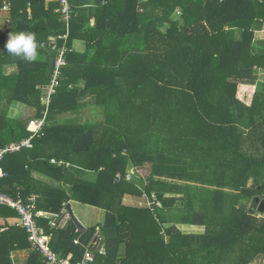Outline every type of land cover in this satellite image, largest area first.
I'll return each mask as SVG.
<instances>
[{
    "label": "trees",
    "instance_id": "trees-1",
    "mask_svg": "<svg viewBox=\"0 0 264 264\" xmlns=\"http://www.w3.org/2000/svg\"><path fill=\"white\" fill-rule=\"evenodd\" d=\"M5 1L11 27L0 33V148L34 132L56 55L39 47L43 60L7 54L9 34L32 32L40 42L65 32L45 0H0V9ZM69 2L67 64L32 147L4 155L0 191L35 194L37 209L50 214L71 200L103 209L104 222L82 233L70 222L51 227L37 218L53 232L52 249L71 252L73 262L85 251L74 239L88 245L99 232L103 249L91 248L89 264H264V214L248 213L252 198L264 197V85L254 86L264 70V38L255 33L264 0ZM74 40L91 52H72ZM13 104L26 108L22 116L10 115ZM87 105L102 117L76 121ZM128 165L149 166L142 185L114 180ZM143 192L151 207L125 203ZM12 218L16 211L0 205V264L27 248L25 264H43ZM178 224L203 231L184 233Z\"/></svg>",
    "mask_w": 264,
    "mask_h": 264
},
{
    "label": "built area",
    "instance_id": "built-area-1",
    "mask_svg": "<svg viewBox=\"0 0 264 264\" xmlns=\"http://www.w3.org/2000/svg\"><path fill=\"white\" fill-rule=\"evenodd\" d=\"M58 7L56 12L60 15L61 21L64 24L65 32L61 36V40L59 41L57 36H54L47 42H42L40 47L44 50L55 51L56 55L54 58V68L52 79L49 85L43 86V98L42 103L45 105V109L42 111V117L32 120L31 125L35 127L34 132L26 137L21 139L20 141L11 142L4 147L0 148V179L6 176V172L4 171L1 161L4 158V155L7 153L19 152L24 148L32 147V139L36 136L40 135V132L44 126L47 109L50 104L51 95L54 92V87L58 84V78L61 75L62 68L66 66V42L70 33V23H71V15L72 8L69 0H57ZM10 4L8 1L4 2L3 8H9ZM50 163L61 165L64 164L61 160H56L55 158L50 159ZM68 166V163H65ZM133 171H129L128 169L124 174L117 172L115 174L114 180L119 181L124 178L125 180H131ZM36 195L31 194L27 198H23L20 194H18L15 198L3 191H0V205H6L17 213V222L23 226L27 232V240L30 244V247L36 250L41 256V261L43 264H89L92 258L91 248L101 247V237L100 234L97 233V236L90 242L88 245L82 244L79 237L74 239L75 245H81L85 249L84 254L80 260L75 262L72 261L73 254L70 252L67 255H60L55 252L50 246V240L53 236V232H45L43 227L38 223L37 218L44 217L48 218L49 225L51 227L64 226L66 224L63 223L65 219L69 218V214L65 211L61 212V214H50L44 212L42 210L37 209L36 205ZM137 205L142 206L146 205L151 207L155 204L154 199H149V197L143 192L141 197L137 199ZM63 223V224H62ZM3 230V228H1ZM78 232V229L75 230Z\"/></svg>",
    "mask_w": 264,
    "mask_h": 264
},
{
    "label": "crops",
    "instance_id": "crops-1",
    "mask_svg": "<svg viewBox=\"0 0 264 264\" xmlns=\"http://www.w3.org/2000/svg\"><path fill=\"white\" fill-rule=\"evenodd\" d=\"M103 2H105V1H103ZM55 3H57V7H58V1L57 0H45L46 8H54V12H56V9H57V7L54 5ZM26 12L28 14V17H31V9H30V5L29 4H27ZM178 12H179V10L177 9L176 12H174V13L177 16H179ZM174 13L172 14L173 17H175ZM10 21H11L10 6H9V8H3L2 7L0 9V33H4L5 31H7L11 27V26L9 27V25H8V24L11 23ZM260 22H262V20L258 19L256 23H260ZM93 24H95V19H94V17H90V25L93 26ZM255 33H256V37L257 38H264V21L262 22L261 29L257 30ZM52 38H50V39H52ZM49 40H47V41H49ZM47 41L44 40V41L37 42L38 47L41 48L40 44L42 42H47ZM66 47H67V45H66ZM71 47H72V52H77L79 54H84V53L85 54H89L91 52V49L89 47H87V44L84 41H81V40H74L71 43ZM41 49H43V48H41ZM93 50H95V49H93ZM101 57H102V55H101V53H99L97 58L100 59ZM37 58L43 60L44 59V55L38 54ZM54 58H55V56H54ZM53 68H54V59H53ZM7 69H8V71H12L13 70L12 66H7ZM261 77H264V70L263 69H258L257 70V81ZM256 84L257 83H255V85H254L255 87H256ZM10 109L14 110L13 114L11 113V110H10V115L11 116H22L23 113H24V108L20 104L19 105L18 104H13V106ZM130 166L131 165H128V168H127L129 171H131ZM131 167L134 168L135 170H138V168L139 169L143 168V167H137L136 168V167H133V166H131ZM145 167L149 168L148 165H145ZM34 175H35V178H37L41 182H44V183H47V184H50V185H59V183L57 181H55V180L51 179L50 177H47V176H45L43 174L34 173ZM91 176H93V175H91ZM145 176H142L141 174L140 175L138 174V176H133L132 179H134V181H136V179H139V177H141L142 180L144 181ZM133 198H134L133 196H126L125 199L128 201V200H131ZM137 199L138 198L135 197L134 201L137 200ZM67 204L70 206L71 212L74 215V217L83 226L84 229H83L82 232H85L86 229L89 228V227H92V226H95L97 224H100V223L104 222L105 211L103 209L97 208V207L92 206V205L83 204V203H80V202H77V201H73V200L69 201ZM64 211L69 214V212L66 209V207H65ZM14 222H17V218L9 219V224L14 223ZM65 222L66 223L70 222V223L74 224V222L72 221L70 216H69L68 219H65L63 221V223H65ZM177 226L184 233H199V232L203 231V227L196 226V225L178 224ZM76 229H78V231H79V228L76 227ZM31 251L32 250L30 248L18 249V250L12 251L11 252V259H12L13 264H25L27 262L28 258H29V255H30Z\"/></svg>",
    "mask_w": 264,
    "mask_h": 264
},
{
    "label": "clouds",
    "instance_id": "clouds-1",
    "mask_svg": "<svg viewBox=\"0 0 264 264\" xmlns=\"http://www.w3.org/2000/svg\"><path fill=\"white\" fill-rule=\"evenodd\" d=\"M4 51L22 58L27 62H34L38 56L36 36L32 32L19 31L10 33L4 46Z\"/></svg>",
    "mask_w": 264,
    "mask_h": 264
},
{
    "label": "rangeland",
    "instance_id": "rangeland-1",
    "mask_svg": "<svg viewBox=\"0 0 264 264\" xmlns=\"http://www.w3.org/2000/svg\"><path fill=\"white\" fill-rule=\"evenodd\" d=\"M256 83L257 84H256L255 88L256 89L261 88V86L264 84V77H261L260 79H258V81H256ZM23 108H24V111H25L26 108L25 107H23ZM101 113L102 112H101V110L99 108H94L91 105H87L84 108H82L79 112H77V114L75 116H73V117L76 119V121H87V122L91 123L94 119L101 118L102 117ZM130 168H131V171H133V173H135V174L132 175V177L133 176H138V174L139 175L141 174L142 176H145L149 172V168L145 167V166L143 168H140V169L138 168V170H135L131 166H130ZM136 181H137L138 185H142V178L141 177H139V179H136ZM134 199H135V197L133 199H131V200H128V201L125 199V203H127V204H137L138 201L137 200L134 201Z\"/></svg>",
    "mask_w": 264,
    "mask_h": 264
},
{
    "label": "water",
    "instance_id": "water-1",
    "mask_svg": "<svg viewBox=\"0 0 264 264\" xmlns=\"http://www.w3.org/2000/svg\"><path fill=\"white\" fill-rule=\"evenodd\" d=\"M66 209L68 210L69 216L74 222L75 226L82 232L84 228L81 223L74 217L68 204L66 205ZM255 212L264 214V197L255 196L252 198L248 208V213L254 214Z\"/></svg>",
    "mask_w": 264,
    "mask_h": 264
}]
</instances>
